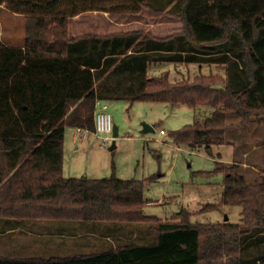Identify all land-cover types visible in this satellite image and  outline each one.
I'll list each match as a JSON object with an SVG mask.
<instances>
[{"label": "trees", "instance_id": "obj_1", "mask_svg": "<svg viewBox=\"0 0 264 264\" xmlns=\"http://www.w3.org/2000/svg\"><path fill=\"white\" fill-rule=\"evenodd\" d=\"M7 1L24 8L10 10L27 16L23 46H0V219L148 221L155 241L150 246L120 241L102 251L65 258L0 257V264H241L244 240L255 230L264 231V150L263 171L251 183L239 173L238 162L228 166L218 162L215 168L214 173L224 175L220 203L240 207V223H191L180 218L183 211L177 215L179 221L145 216L143 193L152 178L64 177L65 128L93 132L94 103L101 97L93 64L73 53L77 50L71 43L78 39L66 32L68 16L80 12L87 0L0 3ZM125 1L137 6L143 0ZM62 4L70 11L60 9ZM179 19L181 33L165 42L155 39L166 54L149 61L212 64L225 71V62L208 57L231 53L238 60L233 66L243 73V84H227V72L225 77L198 73L177 81L168 72L146 78L147 61L136 58L132 64L143 79H136L138 87L125 100L193 110L209 106L211 113L171 131L169 138L191 151L212 150L229 144L233 130L264 121V0H181ZM158 46L153 42L155 50ZM232 116L237 121L228 123Z\"/></svg>", "mask_w": 264, "mask_h": 264}, {"label": "rangeland", "instance_id": "obj_2", "mask_svg": "<svg viewBox=\"0 0 264 264\" xmlns=\"http://www.w3.org/2000/svg\"><path fill=\"white\" fill-rule=\"evenodd\" d=\"M6 4L9 9L7 5L0 4L4 11L9 10L3 12L0 8V30L7 27L9 32L4 34L1 40L12 46L22 45L27 15L14 14L10 10L12 7L18 9L17 11H24L21 5L8 1ZM67 6L62 4L60 9L63 10ZM137 7L140 8L138 12L117 7L112 13L90 11L70 19L66 16L67 36L77 39L99 35L103 38L138 31L151 37L163 36L164 40L169 41L171 36L181 33V0H143ZM65 11L69 12L70 9ZM166 21L170 23L163 25ZM125 30L127 32L123 33ZM229 45L234 44L232 42ZM231 55L217 54L208 57L210 61L225 62L227 66H223L228 71H224L222 66L214 69L212 67L215 65L203 64L200 73L225 77L227 72V84H243V73L240 68L235 69L233 66L238 60L233 59ZM200 58L207 59L204 56ZM163 67L174 81L181 80L182 76L192 79L198 72L195 71L194 65H188L185 69L183 65L174 67L173 64L166 63ZM154 72L150 70L147 76L152 77L158 69H154ZM158 75L160 74L155 76ZM169 107L170 105L164 103L130 102L122 99L109 102L108 112L118 134L115 138V148L112 150L110 147L113 138L101 146L99 138L89 134L84 145H79L78 142L74 145L71 143L70 130H67L63 140L62 161V171L64 169L66 178L87 176L107 179L115 176L119 179L138 181L152 178L145 184L143 193L146 201L143 207L145 216L156 217L162 221H179L177 215L183 211L180 218L191 223H240V207L221 205L224 175L214 172L218 162L223 166L238 162L239 173L248 182H253L261 174L264 121L260 124L251 123L241 130L229 131V145L213 147L209 154V149L204 148L194 151L184 146L177 148L170 140L169 134L191 124L194 119L201 120L207 116L204 114L211 113L212 109L207 106L193 110L180 106L171 110ZM227 120L228 123H234L237 118L232 116ZM142 123L150 124L154 131L142 133ZM159 130H163L165 134L161 135ZM77 146L78 149H75ZM202 173L210 174L205 176ZM185 214H188V217ZM25 225L21 227L25 232L34 231L39 237L34 238L36 236L32 235L27 238L17 234L18 231L17 238L13 233H2L0 238L6 243L0 245V253L84 254L111 248L120 241L130 240L144 246H150L155 241V232L151 229L152 222L148 221L114 223L39 220ZM1 230L3 231V228ZM59 240L65 241L66 246H59L56 243ZM241 258V264H264V231L255 230L244 240Z\"/></svg>", "mask_w": 264, "mask_h": 264}, {"label": "crops", "instance_id": "obj_3", "mask_svg": "<svg viewBox=\"0 0 264 264\" xmlns=\"http://www.w3.org/2000/svg\"><path fill=\"white\" fill-rule=\"evenodd\" d=\"M85 3L88 4V6H86ZM0 4H5V6L7 5L6 2H2ZM104 4H106L107 6H104ZM117 7L122 8V9H128V10H131L132 12L140 11V8H138L135 4L130 5L129 2L125 0H94V1L87 0L82 5V10H80V12H76L75 14L71 16H68V19L73 18L84 12H90V11L112 13V12H115L113 10H115V8ZM0 8L3 12L9 11L8 5H7L8 9L6 8L7 10L5 11H4V8H2V6H0ZM15 13L16 12H14V14ZM6 16H8L7 13H6ZM168 22L170 23V21H166V23H163V25L167 24ZM8 32L9 31L7 27L1 28L0 46L14 47V48L22 47L23 43L22 45L12 46V45L7 44L3 40H1L2 36H4V34ZM125 32H127V30H125L123 33ZM156 36L151 37L148 35H143L141 32H138V31L125 33L122 35L103 37V38L102 36L100 37L99 35H93V36L77 38L78 40L71 43V48L73 50L74 49L77 50V52H73L76 56H81L82 59L93 64L92 71L94 72V75H95V88L97 89V92L101 95L99 99L109 104V102L113 100H117V99L125 100L127 95L130 94L136 86L138 87V83H136V79L142 78L143 73L146 78L147 77L149 78L147 74L149 73L150 70L154 72V69H158V72L156 74H154L155 72L152 74L153 76L166 72L165 67L162 68V66H164L166 63H169V62L155 63V62L149 61L150 59H153V58L156 59L158 55L160 56V55L166 54V52H164L165 50L160 49V44H161L160 42L164 40V37L162 36V38H158ZM69 37L73 38L72 36H69ZM130 37L131 39H129ZM155 39L160 40V42L156 41ZM153 42H158L159 46L157 47L158 48L157 50L154 49ZM162 49H164L163 46H162ZM136 58H140V59L147 61L145 65V70L142 74H140L139 72H136L135 71L136 69L132 64V63H135L134 59ZM169 64H173V63H169ZM173 65L174 67L183 65V68L188 66V65L186 66L180 63L173 64ZM189 65L195 66L194 67L196 68L195 71H198L197 74L202 72L201 70H202L203 64H200V65L199 64H189ZM212 68L218 69L220 67L215 65ZM178 75L180 76V74ZM169 108L171 110L176 109L171 106ZM67 130H70L69 135L71 138V143L74 145H76L77 142L79 143V145H84L87 139V136L89 134L95 136L94 132L88 131L86 136L83 138L79 133L76 132V128L66 127L64 138H65V134L67 133ZM176 147L180 148L178 146ZM75 149H78V146ZM63 171H62V174L64 177H66ZM91 178H95V177H91ZM26 223H29V222L18 221V220H13V219L12 220L11 219H0V231H1L0 237L3 236L2 233H6V234L13 233L14 237L16 238L18 237L17 234L24 235L27 238L32 237V235H35L36 237L34 238H38L39 234H35L34 231H31V233L27 231L25 232V230L21 228L22 226H26L25 225ZM1 228H3V231L1 230ZM65 231L67 232L68 230L66 229ZM28 235H31V236H28ZM34 241H36V239H34ZM4 243H6V241L0 238V245ZM56 243H58V245L61 247H64V245L66 246L65 241L59 240ZM87 254H91V253H84V254L55 253L51 255H44V253H41V254L40 253H0V257H4V258H52V257L65 258V257L87 255Z\"/></svg>", "mask_w": 264, "mask_h": 264}, {"label": "built area", "instance_id": "obj_4", "mask_svg": "<svg viewBox=\"0 0 264 264\" xmlns=\"http://www.w3.org/2000/svg\"><path fill=\"white\" fill-rule=\"evenodd\" d=\"M94 134L99 138L101 146H104L112 139L113 124L111 116L108 112L109 104L103 100L97 98L94 103ZM76 132L83 138L88 133L86 129L76 128ZM159 133L165 134L163 130H159Z\"/></svg>", "mask_w": 264, "mask_h": 264}, {"label": "water", "instance_id": "obj_5", "mask_svg": "<svg viewBox=\"0 0 264 264\" xmlns=\"http://www.w3.org/2000/svg\"><path fill=\"white\" fill-rule=\"evenodd\" d=\"M143 125V133H147V132H153V128L146 124V123H142ZM117 127L113 125V132H112V138H113V141L111 143V147H110V150L114 149L115 148V138L117 137ZM211 150H208V153L211 154L210 152Z\"/></svg>", "mask_w": 264, "mask_h": 264}]
</instances>
